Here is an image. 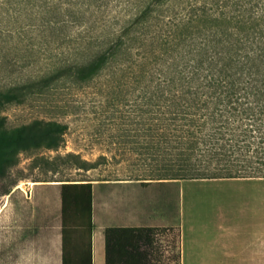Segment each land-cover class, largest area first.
Returning <instances> with one entry per match:
<instances>
[{
  "label": "trees",
  "instance_id": "1",
  "mask_svg": "<svg viewBox=\"0 0 264 264\" xmlns=\"http://www.w3.org/2000/svg\"><path fill=\"white\" fill-rule=\"evenodd\" d=\"M1 5L11 8L15 45L43 58L36 71L0 87V174L22 151L59 147L67 128L38 117L9 126L7 104L107 75L138 90L131 111L139 115L141 152L154 161L150 178L264 176V0ZM89 188V181H63L62 211L68 198L86 194L89 202Z\"/></svg>",
  "mask_w": 264,
  "mask_h": 264
},
{
  "label": "rangeland",
  "instance_id": "2",
  "mask_svg": "<svg viewBox=\"0 0 264 264\" xmlns=\"http://www.w3.org/2000/svg\"><path fill=\"white\" fill-rule=\"evenodd\" d=\"M6 7L9 6L2 7L0 0V87L8 86L18 74L36 71L43 58L15 45L16 39L11 33L12 11L11 8L6 11ZM124 86L103 75L82 88L48 89L30 96L23 103L6 105L2 113L9 126L38 117L60 120L67 128L59 147L22 151L17 162L0 174L1 264H19L26 254L23 249L28 248L30 240L26 241L25 237L35 236L36 227H39L30 220L32 212H55L51 193L46 191L45 198H41L42 186L67 179L150 178L157 175L153 170L154 161L141 152L138 111H131L132 98L137 96L138 90L131 93ZM248 187H252L249 182L216 177L197 181L185 179L177 190L178 197L182 191L184 199H187L185 195L192 194V189L202 190L203 203L202 207L199 203L198 209L208 212V228L218 232L217 212L230 211L238 201L239 189ZM226 223H222V228ZM177 244L175 230L171 231L170 237L156 239V249L162 250L166 257L176 256Z\"/></svg>",
  "mask_w": 264,
  "mask_h": 264
},
{
  "label": "crops",
  "instance_id": "3",
  "mask_svg": "<svg viewBox=\"0 0 264 264\" xmlns=\"http://www.w3.org/2000/svg\"><path fill=\"white\" fill-rule=\"evenodd\" d=\"M233 178L252 187L239 189L230 211L217 212L218 232L208 228V212L198 209L201 189L178 197L185 179L75 180L90 182L89 202L86 194L68 198L63 211L65 180L54 181L42 186L41 198L51 193L55 212H32L39 227L25 237L30 245L19 264H264V177ZM172 230L177 254L166 257L156 239Z\"/></svg>",
  "mask_w": 264,
  "mask_h": 264
}]
</instances>
